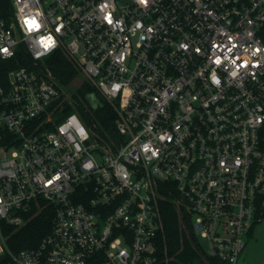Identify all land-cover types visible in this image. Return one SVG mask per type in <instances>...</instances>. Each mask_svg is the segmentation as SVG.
Segmentation results:
<instances>
[{"label":"built area","instance_id":"2783aa9c","mask_svg":"<svg viewBox=\"0 0 264 264\" xmlns=\"http://www.w3.org/2000/svg\"><path fill=\"white\" fill-rule=\"evenodd\" d=\"M21 48L0 84V264H168L165 202L197 264H235L264 219V0H0V58ZM55 51L114 137L59 115ZM46 207L49 230L12 249L5 228Z\"/></svg>","mask_w":264,"mask_h":264},{"label":"trees","instance_id":"16d2710c","mask_svg":"<svg viewBox=\"0 0 264 264\" xmlns=\"http://www.w3.org/2000/svg\"><path fill=\"white\" fill-rule=\"evenodd\" d=\"M50 68L53 75L66 88L62 94L59 115L77 112L82 121L100 138L108 140L115 136V113L101 94L85 79L73 62L60 51H55L43 62ZM31 59L25 50L18 49L9 59L0 58V84L6 81L9 70L20 65H30ZM163 221L165 245L171 257L168 264H190L195 259L194 237L187 231L189 226L177 216L175 207L170 202L163 205ZM52 212L49 207L34 209L30 218L21 227H6L8 245L16 250L33 247L49 230ZM189 231V230H188ZM208 264H223L214 258L208 259Z\"/></svg>","mask_w":264,"mask_h":264},{"label":"rangeland","instance_id":"374dc122","mask_svg":"<svg viewBox=\"0 0 264 264\" xmlns=\"http://www.w3.org/2000/svg\"><path fill=\"white\" fill-rule=\"evenodd\" d=\"M61 89L65 91V88ZM9 152L1 150L0 156L6 157ZM244 240L245 246L235 264H264V219L254 226L251 233L244 236ZM190 264H197V259Z\"/></svg>","mask_w":264,"mask_h":264}]
</instances>
